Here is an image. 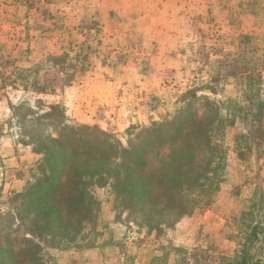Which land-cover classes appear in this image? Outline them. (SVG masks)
<instances>
[{
    "label": "rangeland",
    "instance_id": "rangeland-1",
    "mask_svg": "<svg viewBox=\"0 0 264 264\" xmlns=\"http://www.w3.org/2000/svg\"><path fill=\"white\" fill-rule=\"evenodd\" d=\"M58 153L61 187L41 194ZM100 160L103 174L68 183ZM187 163L211 181L172 188ZM124 168L148 177V201ZM244 251L264 260V0H0V264Z\"/></svg>",
    "mask_w": 264,
    "mask_h": 264
},
{
    "label": "trees",
    "instance_id": "trees-1",
    "mask_svg": "<svg viewBox=\"0 0 264 264\" xmlns=\"http://www.w3.org/2000/svg\"><path fill=\"white\" fill-rule=\"evenodd\" d=\"M59 154V155H58ZM57 156H55V154H50L48 155L47 159L49 163L52 164H56L53 168H52V173L51 175L46 179L48 181V185L47 186H43L41 183V186L44 187V190H41V194H43V191H47L50 190L51 187L54 186V189H56L57 186L60 185L61 187V177H62V169L66 164V158L63 155V153H58ZM99 162H102L100 165H98L97 167L92 166L89 162H79V163H75L70 171H69V175H68V183L70 185L74 184V180L78 181L80 179H86L85 177H95L98 173L103 174L104 173V169L105 168V163H110V161L107 160H100ZM191 163H187V164H183L182 166H180L179 168H176L175 173L173 174V176L169 177L168 179V183L172 186V188L178 189V188H183L185 186L188 185V189H193V186L196 185H203L200 184L202 182H207V181H211L212 177H209V171L207 170L206 166H202V165H190ZM131 168V167H130ZM115 171V173L117 174V179H121L123 177V180L126 181L127 183V189L129 191L130 189V193L137 197V203L140 205L145 201H148L149 197H151V194L149 192H146V187L148 186L146 182H148V177L144 178L141 176H136L135 172L132 169H127L124 168V175H119V172H117V170H113ZM53 184V185H52ZM190 184H192L193 186H189ZM78 188L81 189L78 185ZM42 189V188H41ZM88 198H90V194H87ZM133 197V198H135ZM48 204L45 205V207L43 208V210L47 211L49 214H52V216L49 219V222L47 223V226L49 228H52L53 225H56V223H60L61 222V213H59L58 209L56 208V206L58 205H51L53 206L54 211H50ZM151 209V208H150ZM148 213V212H147ZM152 216L154 215V217L158 216V217H167V218H171V210L169 208H165V213L159 212V211H155L153 212L151 209V212H149ZM154 213V214H153ZM179 213V216H183V214H185L184 212ZM177 214V212H176ZM242 259L243 261L240 264H264V260H257L253 263L248 262V252L244 251L242 253Z\"/></svg>",
    "mask_w": 264,
    "mask_h": 264
}]
</instances>
